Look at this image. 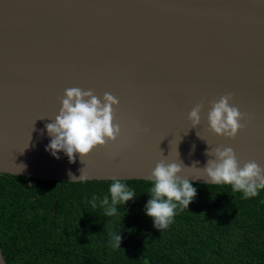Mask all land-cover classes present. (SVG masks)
<instances>
[{
	"label": "water",
	"instance_id": "95a60500",
	"mask_svg": "<svg viewBox=\"0 0 264 264\" xmlns=\"http://www.w3.org/2000/svg\"><path fill=\"white\" fill-rule=\"evenodd\" d=\"M0 174L263 184L264 0H0Z\"/></svg>",
	"mask_w": 264,
	"mask_h": 264
},
{
	"label": "trees",
	"instance_id": "16d2710c",
	"mask_svg": "<svg viewBox=\"0 0 264 264\" xmlns=\"http://www.w3.org/2000/svg\"><path fill=\"white\" fill-rule=\"evenodd\" d=\"M8 264H264V183L0 174Z\"/></svg>",
	"mask_w": 264,
	"mask_h": 264
}]
</instances>
